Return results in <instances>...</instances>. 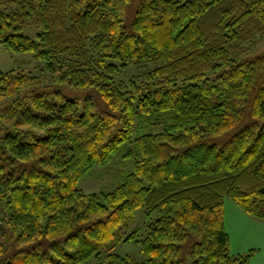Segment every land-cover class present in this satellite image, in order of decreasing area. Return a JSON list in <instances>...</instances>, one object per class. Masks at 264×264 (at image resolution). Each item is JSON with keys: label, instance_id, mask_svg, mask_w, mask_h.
Here are the masks:
<instances>
[{"label": "trees", "instance_id": "obj_1", "mask_svg": "<svg viewBox=\"0 0 264 264\" xmlns=\"http://www.w3.org/2000/svg\"><path fill=\"white\" fill-rule=\"evenodd\" d=\"M263 38L264 0H0V48L52 75L0 69V264H247L223 199L264 220ZM119 149L122 181L82 191Z\"/></svg>", "mask_w": 264, "mask_h": 264}, {"label": "rangeland", "instance_id": "obj_2", "mask_svg": "<svg viewBox=\"0 0 264 264\" xmlns=\"http://www.w3.org/2000/svg\"><path fill=\"white\" fill-rule=\"evenodd\" d=\"M27 35L35 37V28L29 27L24 31ZM264 50V38L259 40L249 50V54H257ZM123 70L117 74L119 81H127L133 74L137 73L136 67ZM0 69H18L29 71L36 76L35 82L30 85L38 86L52 82V75L45 68V63L42 60L36 59L32 53H13L0 48ZM69 97H74L66 88H61ZM73 91V90H71ZM3 105L0 106V109ZM3 128L0 124V132ZM153 129L152 131H157ZM126 146V145H125ZM120 149L113 155L112 160L105 166H94L88 175L82 177L78 183V187L85 193H101L114 189L124 178L125 174L131 170L132 162L128 158L122 157ZM224 204V221L225 228L230 238V253L233 256L251 253L247 264H264V220L256 219L248 216L240 209L231 199L225 197ZM157 216L156 212L151 215V220ZM144 211L138 209L135 213V219L130 223L129 228L119 229L124 231L123 236L137 230V238L141 239L143 234ZM140 228V229H139ZM114 251L119 254H127L135 261H145L146 255L140 252V247L134 239L129 242H116ZM86 264H102L101 260L92 258Z\"/></svg>", "mask_w": 264, "mask_h": 264}]
</instances>
